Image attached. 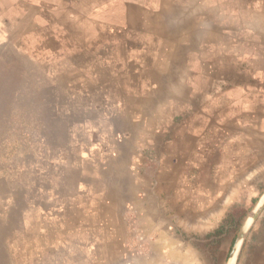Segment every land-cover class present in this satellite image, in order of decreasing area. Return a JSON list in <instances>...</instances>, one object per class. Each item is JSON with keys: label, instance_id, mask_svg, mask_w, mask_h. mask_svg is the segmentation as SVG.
I'll return each instance as SVG.
<instances>
[{"label": "crops", "instance_id": "0c3cea01", "mask_svg": "<svg viewBox=\"0 0 264 264\" xmlns=\"http://www.w3.org/2000/svg\"><path fill=\"white\" fill-rule=\"evenodd\" d=\"M0 38H39L97 124L65 164L75 180L13 228L17 264L226 259L211 220L264 197V0H0ZM241 249L264 264V209Z\"/></svg>", "mask_w": 264, "mask_h": 264}, {"label": "rangeland", "instance_id": "374dc122", "mask_svg": "<svg viewBox=\"0 0 264 264\" xmlns=\"http://www.w3.org/2000/svg\"><path fill=\"white\" fill-rule=\"evenodd\" d=\"M38 40L0 38V264L18 263L10 250L12 236L17 238L13 228H22L26 221L36 219L34 215L28 219V212L35 209L38 195L51 180H75L72 170H64L65 164L74 160L79 146L91 141L87 133L97 128L92 122L91 105L81 99L79 92L66 90L65 80L55 82L45 65L48 60L43 58V43ZM252 211L233 209L229 213L233 222L229 214L211 220L212 237L227 236V257L219 262V246L213 245L209 258L206 245L197 240L201 260L206 256L207 264H228L237 236ZM172 231L181 235L184 227L175 225ZM19 233L24 238L21 230ZM241 248L233 264H244ZM177 252L172 251L171 256L167 252V257L188 259V251L183 257V252Z\"/></svg>", "mask_w": 264, "mask_h": 264}, {"label": "water", "instance_id": "95a60500", "mask_svg": "<svg viewBox=\"0 0 264 264\" xmlns=\"http://www.w3.org/2000/svg\"><path fill=\"white\" fill-rule=\"evenodd\" d=\"M264 207V197L262 199V201H260L258 204L255 205L252 213L250 214V216L247 218L246 222L244 223V225L242 226L237 239L234 243V246L232 248V251L230 253V259H229V263L233 260V258L235 259V257L237 256L243 242L244 239L247 235V232L249 231L250 227L252 226L256 216L260 213V211L263 209Z\"/></svg>", "mask_w": 264, "mask_h": 264}, {"label": "bare ground", "instance_id": "6f19581e", "mask_svg": "<svg viewBox=\"0 0 264 264\" xmlns=\"http://www.w3.org/2000/svg\"><path fill=\"white\" fill-rule=\"evenodd\" d=\"M178 214H179V213H178ZM165 234H167V233H165ZM165 234H164V235H165ZM169 235H170V234H169ZM163 240H164V239H163ZM173 241H174V240H173ZM169 245H170V244H169ZM178 252H179V251H178ZM178 252H177V253H178ZM171 253H172V251H171ZM162 254H163V253H162ZM180 255L183 257V255H185V254L182 253V254H180ZM170 256H171V255H170ZM173 256H175V255H173ZM189 256H190L189 253H186V257L189 258ZM179 257H180V256H179ZM157 258H158V257H157ZM173 258H174V257H173ZM184 259H185V258H184ZM159 260H160V259H159ZM160 261H161V260H160ZM234 261H235V259L233 258V260L230 262V264H233ZM176 262H177V261H176ZM185 263H186V262H185ZM187 263H188V262H187ZM187 263H186V264H187ZM189 264H190V262H189ZM191 264H192V263H191Z\"/></svg>", "mask_w": 264, "mask_h": 264}, {"label": "trees", "instance_id": "16d2710c", "mask_svg": "<svg viewBox=\"0 0 264 264\" xmlns=\"http://www.w3.org/2000/svg\"><path fill=\"white\" fill-rule=\"evenodd\" d=\"M228 219H229L230 222H233V219H234V218H233L232 214H231V215L229 214ZM228 219H227V220H228ZM219 230H220V229H219ZM217 232L220 234V231H217Z\"/></svg>", "mask_w": 264, "mask_h": 264}]
</instances>
